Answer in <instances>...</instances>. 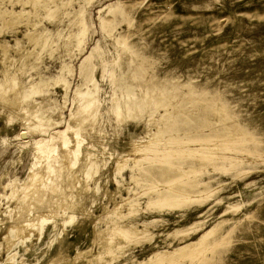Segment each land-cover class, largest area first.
Returning a JSON list of instances; mask_svg holds the SVG:
<instances>
[{"label": "rangeland", "instance_id": "rangeland-1", "mask_svg": "<svg viewBox=\"0 0 264 264\" xmlns=\"http://www.w3.org/2000/svg\"><path fill=\"white\" fill-rule=\"evenodd\" d=\"M60 75L66 90L55 83ZM128 83L139 95L163 90L170 102L119 125L111 114L117 103L110 101L118 102ZM40 85L45 97L29 98L39 105L37 117L28 112L31 100L19 98L22 89ZM93 86L100 103L96 125L91 130L87 120L79 132L82 153H93L92 160L69 168L80 172L62 187L49 186L42 196L48 202L32 197L34 206L25 208L19 194L29 169H48L33 161L36 142L53 146L50 134L66 127L75 90ZM0 90V264H54L59 252L58 264H264V0H0ZM170 104L182 107L176 127L162 135L173 144L156 141L159 153L133 154L155 141ZM51 121L59 123L44 125ZM199 144L228 148L202 166L199 152L184 150ZM167 153L165 162L176 170L194 171L174 187L165 182L169 173L157 177L167 165L156 154ZM183 182L195 186L190 200L156 198ZM26 222L35 225L29 233ZM144 224L141 234L112 236L117 245L107 253L108 230L140 231ZM211 229L196 256L155 260Z\"/></svg>", "mask_w": 264, "mask_h": 264}, {"label": "bare ground", "instance_id": "bare-ground-1", "mask_svg": "<svg viewBox=\"0 0 264 264\" xmlns=\"http://www.w3.org/2000/svg\"><path fill=\"white\" fill-rule=\"evenodd\" d=\"M36 38V37H35ZM41 38H43V37H41ZM31 39V38H30ZM32 39H33V37H32ZM37 40V39H36ZM40 40V39H39ZM30 42H31V40H29ZM34 41V40H33ZM36 42H38V40L36 41ZM34 43V42H33ZM92 73V72H91ZM65 76L64 75H60L58 78H57V80L55 81V83H58V85L57 86H61L62 88H64L65 90H66V84H68L67 83V81L65 80V78H64ZM90 78H91V74H90ZM127 78H128V76H127ZM15 81V80H14ZM89 82H92V79H89ZM15 84V83H14ZM37 85H39V82H38V84ZM87 85V83H85L84 84V86H86ZM10 86H11V84H10ZM83 86V85H82ZM2 87V86H1ZM8 87V86H7ZM16 87V86H15ZM46 86H44L43 85V89H42V87H41V85L38 87V88H36L34 91H32V92H28V91H30V90H27V89H22L21 90V96H20V100L19 101H23L24 100V103L25 104H27L28 103V101L30 102V100H31V104L33 105L32 107H31V109L29 108V110H28V107L27 106H25V105H22V106H24L23 108H26V112H27V110H28V112H30V113H33L34 115H36L37 117H38V115H40L41 116V114H40V110H38L37 108V106H39L38 105V103L36 102V101H34V100H32V99H29V98H31L32 96L34 97V95H40L41 97L43 96V97H45V95H46V92H45V90H44V88H45ZM126 88H125V92L121 95V98H119V100H118V102H117V100H115L116 99V97H114L115 99L113 100V101H115V102H112V100L110 101L111 103L110 104H112V103H117L116 105H115V107H114V109H112L113 110V113H111L112 115L114 114L116 117H117V119H118V121L119 122H117L119 125L122 123V122H124V121H126L127 119H129V118H135V117H140L141 116V114L145 111V110H149V109H151V110H154V109H156L157 107H166L167 105H168V102H170L169 100H166L167 98H168V94L166 93V92H164L163 90H149V89H147L146 91H145V93L143 94V95H139L136 91H135V88H134V86L133 85H131V84H127L126 86H125ZM11 88H13V85H12V87ZM10 87L7 89V90H5L4 92H2L1 94L2 95H4L5 93H7V92H9V91H11V90H14V88L13 89H11ZM29 88V87H28ZM3 90V89H2ZM2 90H0V91H2ZM48 90V89H47ZM96 87H94L93 86V88L91 89H85V91L84 90H81V88L80 87H78L76 90H75V92H74V97H73V99H72V105H73V107L70 109V118H69V120L67 119V121H66V124H65V126L67 127H65L64 128V130H62V131H60V132H54V133H51L50 134V137H49V140H51V141H55V143L53 144V146H51V144H46L45 142V140L44 139H42V140H39L38 142H36V144H35V149H33L32 150V153H34L33 155L34 156H32L33 157V161H35V159H36V162H38V163H41V160L42 161H44L43 163H45L44 165L46 166V168H48L47 170L45 169V171L43 172V170H41V169H33V168H31V169H29L30 171H29V174H28V176H26L27 177V179H28V181L27 182H24V185H22V188H23V186L25 187L24 189H23V194H19L20 196H21V200L20 201H22V202H25L26 200V203H23V204H25V205H23V204H21V205H23L24 207L26 206V205H28L29 207L31 206V205H33V204H31L32 203V201H31V199H32V197H33V199L35 200L36 199V202H38L39 203V200L41 199L43 202H48V201H44V200H48V199H44L43 200V198H42V196L44 197V192L46 193V191H47V189L49 190L50 189V187L49 186H51V188L53 187L54 188V186H61L60 185V183H64L63 181H65L66 180V178L68 179V177L69 176H71L72 177V173L73 172H71V170L72 169H69V168H73L74 169V167L75 166H77V165H75V164H78L79 163V161L80 160H82V161H84V160H87V161H89V160H92V156H93V153H82V143L85 141V140H83V139H81V140H79V132H80V130H81V128L83 127V125H84V122L85 121H87V120H89L90 122H91V124H90V128H91V130H92V127H94L95 125H96V122H95V119H96V117H98V114L99 113H97V109L100 107H98V105L100 104H98V99H97V94H96ZM40 96H37V97H40ZM18 97H19V94H18ZM32 97V98H33ZM42 99H44V98H42ZM14 100V99H13ZM15 100H16V98H15ZM173 102V101H172ZM11 103H14V102H11ZM16 103H17V101H16ZM17 104H19V103H17ZM29 104V103H28ZM27 104V105H28ZM14 105H15V103H14ZM111 106V105H110ZM170 106L172 107V109H173V111L169 114V116H167V119L165 120V122H164V124H163V126L162 127H157V130H156V132H154L153 134H152V139L153 138H155L154 140L155 141H153V140H151L150 142L148 141V143L146 144V145H142L141 146V148H135V147H133V148H131V150L133 151V149H134V152H133V154H143L144 152H146V154L147 153H159V151H162V149H160V147H158V146H152V145H154L153 143H155L156 141V143H159V144H155V145H159V146H163V145H166V146H169L170 144H173V139H171V138H169V139H164L163 138V136L162 135H164V133H167L168 131H170V130H172V129H174L175 127H176V125L178 124V122H177V116H181L180 115V112L182 111V107L180 106V105H178L177 106V104H170ZM21 107V106H20ZM29 107H30V105H29ZM111 108H113L112 106H111ZM111 108H110V110H111ZM21 109H22V107H21ZM223 109V108H222ZM22 110H25V109H22ZM112 110L110 111V112H112ZM31 116H32V114H30ZM30 116V117H31ZM115 116H113V117H115ZM33 117V116H32ZM37 117H35V118H37ZM69 117V116H68ZM116 119V120H117ZM26 120H29V119H26ZM25 120V121H26ZM39 120V119H38ZM115 120V121H116ZM24 121V120H23ZM59 122H56V121H51L50 122V124H44L46 127H55L57 124H58ZM95 123V124H94ZM31 124H34V122H29V123H26V122H24L23 123V126H25V128H29V125H31ZM36 126L37 127H40V128H44V127H42V126H40L39 124H36ZM94 129V128H93ZM71 132V134H69V133ZM48 133V132H47ZM81 137V136H80ZM77 139V140H75V141H73L74 139ZM48 140V141H49ZM73 142H75V143H73ZM163 144V145H162ZM178 145V144H177ZM203 147H205L203 144H199L198 145V148H186V149H184L185 151H187V152H189V153H196V152H199V155H198V157H199V164L200 165H202V166H204V165H206L207 164V161L209 160V159H211V160H216L217 158H221L222 156L220 155V154H216L217 152H220V151H223V150H226L227 148H228V145H226V144H224V145H218V144H215L214 145V148L215 149H206V150H201ZM164 148V147H163ZM182 150V149H181ZM34 151V152H33ZM170 151H173V150H170ZM200 151H202V153L200 152ZM181 151H177V150H175L174 152H173V155H175L176 153H180ZM145 154V153H144ZM143 154V155H144ZM134 155V156H135ZM147 155H149V154H147ZM177 155V154H176ZM137 156V155H136ZM152 156V155H151ZM154 156H155V154H154ZM156 156H158V159L160 160V161H163V165L162 166H164V164H166L167 165V169L166 170H163L162 171V173L160 174V177L157 175V177L158 178H161V176L163 177V175L165 176V174H168L169 173V176H172V177H169V179H166L165 180V182H167L168 181V183L167 184H169V183H172V184H169L170 185V187H171V185L173 186V184L175 183V181H177L178 182V178H182L183 176H187V174L188 173H191V172H194V171H187V170H180V171H182V172H180V171H178V170H176L175 168H174V165L173 164H171V163H169V162H165V159L169 156V153H167V154H161V155H157L156 154ZM179 156V155H178ZM177 156V157H178ZM146 157V156H145ZM145 157H144V159H145ZM176 157V156H175ZM38 158V159H37ZM143 158V157H142ZM148 159H150V156L149 157H147ZM32 159V158H31ZM153 159V158H152ZM119 161H121V160H123V159H118ZM135 160H137V158L135 159ZM135 160H134V162H135ZM138 160H140L139 158H138ZM140 161H142V160H140ZM140 161H137V162H140ZM91 162V166L93 165V162L92 161H90ZM117 162V161H116ZM123 163H124V161H122ZM81 163V162H80ZM136 163V162H135ZM134 163V164H135ZM32 164H34V163H32ZM42 164V163H41ZM118 164V165H117ZM116 164V166H117V168H118V170H119V167L121 166V164L122 163H117ZM124 165V164H123ZM136 165V164H135ZM35 167H37L36 165H34ZM82 166V165H81ZM78 167V166H77ZM80 167V166H79ZM94 167V166H93ZM92 167V168H93ZM122 167V166H121ZM124 167V166H123ZM161 167V166H160ZM39 168V167H38ZM76 168V167H75ZM77 169V168H76ZM122 169V168H121ZM80 170V169H79ZM79 170H77L78 172H80ZM73 171V170H72ZM84 171V170H83ZM83 171H81L82 173H83ZM176 171V172H175ZM78 172H74L73 174L74 175H76ZM91 172V171H90ZM90 172H86V175L87 176H89L90 175ZM164 172H165V174H164ZM85 174V173H84ZM83 174V175H84ZM86 175H84V176H86ZM146 175V174H145ZM77 176H78V174H77ZM25 177V178H26ZM43 178V180H44V185H42L43 183H41L42 182V179ZM70 178V177H69ZM76 178V177H75ZM72 179V178H71ZM24 180H26V179H24ZM87 180H88V178H87ZM189 180V179H188ZM41 181V182H40ZM67 181V180H66ZM65 181V182H66ZM68 181H69V179H68ZM67 181V182H68ZM74 181V180H73ZM83 181V180H82ZM39 182H40V184H39ZM84 182H85V180H84ZM83 182V183H84ZM182 182V181H181ZM186 182H187V180H186ZM186 182H183V183H180V187L178 188V189H173L172 190V188H171V190H169V193H167L166 191L164 192V193H162V192H159L158 193V195H157V197L156 198H159V199H168L167 197H170L171 198V200H176L177 202H184L185 200L186 201H188V200H190L191 198H193V196L195 195V194H197V193H195V191H194V185H192L190 182H192V181H190L189 183H186ZM26 183V184H25ZM85 183H87V182H85ZM13 185H14V183H12ZM38 184L39 185H42V187H40V186H38ZM166 184V185H167ZM178 184V183H177ZM62 185H64V184H62ZM66 185V184H65ZM85 185V184H84ZM174 185H176V183L174 184ZM179 185V184H178ZM16 186H17V184H16ZM83 186V185H82ZM87 186V185H86ZM85 186V187H86ZM13 187V186H12ZM14 187H15V185H14ZM19 187H20V185H19ZM18 187V188H19ZM62 187V186H61ZM64 187H66V186H64ZM88 187V186H87ZM170 187H168V188H170ZM174 187V186H173ZM178 187V186H177ZM188 187V188H187ZM16 188V187H15ZM17 188V191L19 190ZM21 188V187H20ZM53 188H52V190H53ZM56 188V187H55ZM84 188V187H83ZM155 188V187H154ZM153 188V189H154ZM57 190H59L58 189V187L56 188ZM20 190H22V189H20ZM57 190H55L54 192H56ZM63 190V189H62ZM62 190H60L61 191V202H63L62 200H64V199H66L67 197H68V192H69V189H65L64 191H62ZM82 190V189H81ZM84 190V189H83ZM87 190V189H86ZM89 190V189H88ZM12 191V193L11 194H14L13 192V190H11ZM66 191H68V192H66ZM48 192V191H47ZM50 192H52V191H50ZM59 191H57L56 192V195H57V193H58ZM85 192V191H84ZM18 193H21L20 191L18 192ZM67 193V194H66ZM48 194V193H47ZM46 194V195H47ZM58 194H60V193H58ZM15 195H18L17 193H15ZM50 195V194H49ZM53 195V194H52ZM82 195H84V194H82ZM48 196V195H47ZM59 196V195H58ZM80 196H81V194H80ZM17 197V196H16ZM55 197V196H54ZM196 197V196H195ZM10 198H12V196L10 197ZM15 198V197H14ZM19 198V197H18ZM45 198V197H44ZM48 198V197H47ZM49 199H50V197H49ZM59 199V200H60ZM15 201V200H14ZM19 201V200H18ZM17 201V202H18ZM30 201H31V203H30ZM51 201V200H50ZM53 201V200H52ZM16 202V204H18ZM59 203L58 205H57V207H59V208H61L63 211L64 210H66V204H64V205H62V203ZM20 203V202H19ZM29 203H30V205H29ZM51 203V202H50ZM127 203V202H126ZM15 204V206L17 207V205ZM34 204H37V203H34ZM56 203H54V205H55ZM20 205V204H19ZM18 205V206H19ZM40 205V204H39ZM43 205H44V203H43ZM42 205V206H43ZM46 205H47V203H46ZM117 205V204H116ZM22 206V207H23ZM34 206V205H33ZM41 206V205H40ZM39 206V207H40ZM48 206H49V204H48ZM48 206H46V207H48ZM32 207V206H31ZM50 207V206H49ZM54 207V206H53ZM53 207H51V208H53ZM56 207V206H55ZM115 207V206H114ZM113 207V208H114ZM117 207V206H116ZM121 207V206H120ZM26 208V207H25ZM35 208V207H34ZM37 208L38 207H36V209H32V210H37ZM44 208V207H43ZM119 208V207H118ZM16 209H18V208H16ZM20 209V208H19ZM31 209H29L28 208V210H29V212H30V210ZM39 209V208H38ZM42 209V208H41ZM48 209V208H47ZM50 209V208H49ZM58 209V208H57ZM117 209V208H116ZM22 210H23V208H22ZM21 209H20V211H22ZM31 210V211H32ZM40 210V209H39ZM60 210V209H59ZM19 210H17V212L19 213L20 212ZM50 211H53V210H51L50 209ZM61 211V210H60ZM59 211V212H60ZM113 211H116L115 210V208L113 209ZM117 211H118V209H117ZM14 212H16V211H14ZM17 212L15 213V214H17ZM23 212V211H22ZM27 212V211H26ZM48 212V211H47ZM46 212V213H47ZM58 212V213H59ZM21 213V212H20ZM62 213V212H61ZM65 213V212H64ZM42 214V213H41ZM41 214L39 215V216H41ZM50 214H53V213H50ZM63 214V213H62ZM105 214V213H104ZM49 216V215H48ZM47 217V216H46ZM50 217V216H49ZM49 217H47V218H43V219H41V220H38V223H36L38 226L37 227H39V229L42 227V225H43V223L45 222V221H47L48 220V218ZM41 217H39V219H40ZM38 219V218H37ZM37 221V220H36ZM23 222V221H22ZM32 222H34V220L32 221ZM15 223V222H14ZM35 223V222H34ZM19 224H20V222H19ZM23 224H24V222H23ZM26 225H25V227L28 229V233H29V228L30 227H33V226H35L34 224H32L31 222L30 223H25ZM145 228H146V224H144L143 225V227H142V230H140V231H138L136 228H127V227H120V228H113V229H110V230H108L107 231V235H106V237H105V239H104V247L106 248V251H107V253L109 254V253H111V249L113 248V247H115L117 244H116V242H115V240H114V237H112V236H114L115 234H116V236L118 237H123V235H122V232L121 231H126V232H129V233H132V234H135V233H137V234H141L142 232H144L145 231ZM16 229V228H15ZM19 229H20V227H19ZM18 229V230H19ZM22 229H23V226H22ZM27 229H25L24 228V230H25V233H26V230ZM118 229V230H117ZM119 229H120V231H119ZM23 230V231H24ZM106 230V229H105ZM104 230V231H105ZM212 230L213 229H211L210 231H207V232H205V233H203L199 238H198V240H196V241H194V242H192V243H187V244H185V245H183V247L181 248V249H179V251L177 252V253H175V254H173L172 256L170 255V254H164V253H157V254H155V260H158V259H162V260H164L165 258L167 259V261H169V263L171 262V263H173V261H174V259L175 258H180V257H183V256H196L198 253H199V249L197 248V245H200L201 243H203V241H205L206 240V238L210 235V233L212 232ZM36 231H37V229H36ZM31 232V231H30ZM38 233V232H37ZM25 236V235H24ZM116 237V238H117ZM7 239V238H6ZM120 239H122V238H120ZM48 244H50V243H48ZM49 246V245H48ZM203 250V249H202ZM201 251V250H200ZM11 256V255H10ZM63 258V254H61L60 252L59 253H57L52 259H53V261H56V263H54V264H58L59 263V261L61 260ZM8 259H9V257H8ZM7 259V260H8ZM59 260V261H58ZM58 261V262H57ZM99 261H100V259H99ZM103 262V261H102ZM23 263V262H22ZM12 264V263H11ZM52 264V263H51ZM173 264H175V263H173Z\"/></svg>", "mask_w": 264, "mask_h": 264}]
</instances>
